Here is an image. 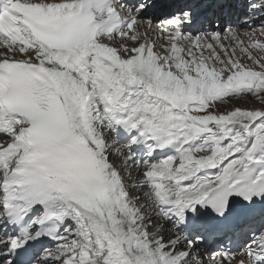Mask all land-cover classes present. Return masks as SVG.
I'll return each instance as SVG.
<instances>
[{
    "label": "snow or ice",
    "instance_id": "1",
    "mask_svg": "<svg viewBox=\"0 0 264 264\" xmlns=\"http://www.w3.org/2000/svg\"><path fill=\"white\" fill-rule=\"evenodd\" d=\"M213 245L264 264V0H0V264Z\"/></svg>",
    "mask_w": 264,
    "mask_h": 264
},
{
    "label": "rangeland",
    "instance_id": "2",
    "mask_svg": "<svg viewBox=\"0 0 264 264\" xmlns=\"http://www.w3.org/2000/svg\"><path fill=\"white\" fill-rule=\"evenodd\" d=\"M228 45L227 46H229V42H226ZM245 62H247V61H245ZM238 102V101H237ZM235 103L234 101L232 102L233 104H236V105H238V106H244V102L243 101H239L238 103Z\"/></svg>",
    "mask_w": 264,
    "mask_h": 264
},
{
    "label": "bare ground",
    "instance_id": "3",
    "mask_svg": "<svg viewBox=\"0 0 264 264\" xmlns=\"http://www.w3.org/2000/svg\"><path fill=\"white\" fill-rule=\"evenodd\" d=\"M141 31H143V29H141ZM226 42H228V41H225V45L227 46L228 44L226 43ZM235 103L237 102V101H234ZM239 102V101H238ZM237 102V103H238ZM238 106V105H237ZM115 158V157H114Z\"/></svg>",
    "mask_w": 264,
    "mask_h": 264
}]
</instances>
